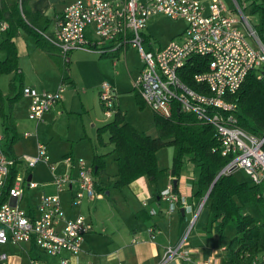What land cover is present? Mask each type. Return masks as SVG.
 Segmentation results:
<instances>
[{
    "label": "built area",
    "instance_id": "obj_1",
    "mask_svg": "<svg viewBox=\"0 0 264 264\" xmlns=\"http://www.w3.org/2000/svg\"><path fill=\"white\" fill-rule=\"evenodd\" d=\"M231 1L240 15L242 29L236 25L233 13L222 0H210L208 5L199 0H72L57 19L53 36L48 40L66 60L73 50L100 53L110 44L113 49L124 46L135 49L142 68L133 81V88L142 96L145 105L162 118H170L174 109H180L194 114L200 122L212 125L220 143L221 155L230 156L219 174L228 175L242 169L253 184L262 185L264 198V135L256 136L236 125V104L230 100L251 70L264 69V44L237 1ZM157 13L182 19L185 29L178 40H170L155 50H146L143 48L142 33L148 17ZM192 58H199L205 63L204 70L192 75L196 88L182 80ZM192 65L195 64L191 61ZM64 88V83L53 92H38L24 87L22 94L30 98L27 117L39 121L61 99ZM98 98L103 116L110 118L116 111L115 91L107 83H102ZM29 135L30 132L23 133L24 137ZM1 139L0 135V245L33 243L50 256L63 250L77 255L84 235L90 229L83 215L66 218L58 194L44 195L34 210H23L19 201L25 186L35 187L37 184L19 175L15 176L4 201H1L2 188L15 161L29 168L43 162L51 172V182L57 193L75 183L71 205L76 207L84 199L101 196L95 190L92 168L84 159L66 155L62 162L67 171L56 174L44 144L36 143L35 156L21 155L14 160L2 150ZM159 197L167 202V213L180 207L193 211L185 198L173 191L171 186L161 190ZM195 218L189 222L178 243L166 247L160 264L186 256L183 246ZM148 231L151 236L154 234L153 228ZM257 260L254 259L251 264H260ZM65 262L62 261V264ZM0 264H8L5 252H0ZM30 264L40 263L32 259Z\"/></svg>",
    "mask_w": 264,
    "mask_h": 264
},
{
    "label": "crops",
    "instance_id": "obj_2",
    "mask_svg": "<svg viewBox=\"0 0 264 264\" xmlns=\"http://www.w3.org/2000/svg\"><path fill=\"white\" fill-rule=\"evenodd\" d=\"M71 1L25 0L24 8L20 12L28 27L27 29L16 28L13 35L18 55V72L21 74L14 82L13 79L17 72L3 74L10 78L7 95H10L11 111L8 118L9 125L3 129L4 134L0 133V135L9 146V154L14 157L24 154L34 155L36 143L39 141L46 145L48 159L51 163L62 161L66 155L83 158L95 172L94 181L101 196L92 200L84 199L79 206L73 207L71 197L76 187L75 183L71 188L61 193L56 192L65 217L73 219L77 215H83L90 226L89 231L84 235L81 250L77 255H71L68 251L63 250L55 256H50L34 246L33 243L2 244L0 252L7 254L8 264H24V258H28L30 261L37 260L41 264H62L64 260L65 264H160L166 247L175 246L189 222L193 217H196L186 244L183 246L186 256L171 259L164 264H222L223 251L228 242L223 241L222 236L220 237L210 230L209 211L203 205L201 208L199 207L203 198L193 197L192 184L197 178L196 170L195 172L180 173L178 179L167 175L155 183H150L146 176H139L126 184H117V153L111 139V127L105 125L118 120L119 124L127 123L136 131L143 132L150 138H158L159 131L155 120L157 115L145 105L142 96L136 93L134 88L129 92H127L129 89L127 88L119 92L132 94L139 108L146 107L154 114L149 127L143 130L137 129L127 120L126 110L122 108L121 104L125 98H128V95L118 96L116 111L110 118H105L106 120L103 118L98 98L99 84L107 80L117 89V87H121L123 80L127 77L131 81L132 78L136 79L142 66L137 65L136 69L132 66L135 49L124 46L116 48L117 50L115 49L114 52L104 56L96 51L73 50L67 56L68 69L62 73L47 47L37 42L31 30L39 28L42 30L39 32L45 38H51L57 19ZM199 1L204 5L210 3V0ZM248 2L245 0L246 5ZM18 8L20 9V5ZM235 20L237 21L236 25L242 29L243 26H239L240 21L236 18ZM6 27L7 23L1 21L0 41L5 36ZM143 34L145 36L143 44H148L146 50L163 47L159 46L160 44L157 48L152 47L148 35L144 32ZM0 52L3 53L0 56V60H2L5 57V51L0 50ZM128 69L135 72L132 74L130 72L127 75ZM61 83H64L65 86L61 99L45 112L39 121L29 119L27 110L30 98L22 95L21 89L31 87L38 92H53ZM116 92L120 94L118 91ZM1 95L0 93V97ZM68 112L78 115L80 123H78L74 134H71L69 129L59 134L56 129L57 123L64 120V114ZM82 113L86 114V120H82ZM7 128L13 131L11 136H9ZM66 128L69 127L65 126L64 129ZM24 132H30L31 135L24 137ZM20 139L23 140L22 143L19 141ZM73 139L78 142L81 140L86 142H81L82 145L73 148L71 144H68ZM165 146L170 147L171 145L165 144L159 148L155 153V159L159 169L169 170L172 163V146L170 147L171 153H168L167 156L170 164L168 162V166H166L167 164L161 166L158 162V155ZM42 164L47 168L44 163ZM60 165L64 166L60 173L66 172L67 168L64 164L59 163L57 168ZM34 167L29 168L24 163L15 165L16 175L21 173V177L37 184L35 187L25 186L19 201V207L27 211L34 210L40 198L47 195L46 187H54L50 180L49 185L34 181ZM168 186H171L172 189L175 187V192L184 197L193 208L192 212L180 207L175 212L167 213V202L161 199L158 193ZM26 191H31V195L27 196ZM197 211L198 213H196ZM149 228L154 230L152 236L148 231Z\"/></svg>",
    "mask_w": 264,
    "mask_h": 264
},
{
    "label": "trees",
    "instance_id": "obj_3",
    "mask_svg": "<svg viewBox=\"0 0 264 264\" xmlns=\"http://www.w3.org/2000/svg\"><path fill=\"white\" fill-rule=\"evenodd\" d=\"M247 1L249 2L246 7H249L251 15L256 17L255 23L250 21L249 23L264 44V0ZM24 3L25 0H0V22L7 23L5 36L0 41V50L5 51L4 59L0 60V75L17 72L13 82L18 80L17 77L21 74L18 72V55L13 41L14 30L18 27L26 29L28 27L20 12L24 8ZM244 9H241L243 14ZM39 31L42 30L33 28L31 33L38 43L47 47L61 72L65 73L68 69V61ZM142 35L145 38L143 33ZM111 46L112 44L105 46V51L99 54L104 56L114 52L115 49ZM191 61L194 66H191ZM204 66V60L192 58L182 80L196 88L192 82V75L204 70ZM134 91L139 94L137 90ZM230 100L236 104L234 111L236 125L256 136L264 135V69L251 70ZM155 120L159 131L158 138H150L127 123L119 124L118 120L105 125L111 127V139L117 153V184H126L139 176H146L150 183H155L167 175L178 179L183 164L188 160L197 172V178L192 184L193 197L202 199L210 189L203 204L211 217L210 230L220 237L228 227L234 232L224 248L222 264H251L254 259H258V256L262 257L260 264H264V218L253 216L249 210L250 207L258 210L260 206L264 207L262 185L253 184L250 179V182L238 181L233 173L219 175L216 178L230 156L221 155L220 143L213 126L200 122L194 114L174 109L170 118L155 116ZM165 144H170L173 148L169 170L159 169L155 159L156 151ZM6 155L14 160L17 158L9 153ZM15 165L9 168L8 177L2 188L1 201L7 199L8 189L13 186L16 176ZM94 175L93 170V177ZM95 190L100 192L96 183Z\"/></svg>",
    "mask_w": 264,
    "mask_h": 264
},
{
    "label": "rangeland",
    "instance_id": "obj_4",
    "mask_svg": "<svg viewBox=\"0 0 264 264\" xmlns=\"http://www.w3.org/2000/svg\"><path fill=\"white\" fill-rule=\"evenodd\" d=\"M224 5L226 6V8L233 13V15L235 16L236 19L240 20V15L239 13L235 10L234 8V3H232L231 0H222ZM238 5L240 6L241 9H244V7H246L245 4V0H236ZM261 1V0H260ZM259 1V2H260ZM244 14L246 16H248V19L250 22L255 23L256 21V17L255 15H251L250 9L249 7H246V9H244ZM184 23L182 19H174L171 17H168L166 15L163 14H156V15H151L148 17L147 21H146V29L143 31L144 33H146L150 39V41L152 42V47L157 48L158 44H160L159 46H164L166 43H168L170 40H178L180 33L183 31L184 29ZM239 26L242 27V23H239ZM248 37V36H247ZM248 40L251 42V39L248 37ZM143 48L146 49L148 48V44L144 43L143 44ZM148 50V49H147ZM3 53L0 52V56H2ZM134 64L132 65L135 69L136 66H142L141 60L137 54L136 51H134ZM131 74L135 71L128 69L127 70V75L128 73ZM135 75V73H134ZM125 77V76H123ZM9 76L8 75H0V93L2 94L0 97V133L4 134V128L7 127V125H9V114H10V106H11V101L9 99L10 95H7L8 92V82H9ZM127 79V80H126ZM123 80L121 87H113V84L110 81H102L99 86H101L102 83H107L108 85L111 86V88L115 91H121L124 89H128L127 92H129L131 89H133V80L135 78L129 79L128 77ZM129 81V82H128ZM131 83V84H130ZM100 90V89H99ZM115 91V95L116 98L119 97H124L128 95V98H125L121 104L122 108H124L126 110V118L127 120L133 125L135 126L137 129H146L149 127V125L152 123L153 120V113L148 109V108H139L135 101H134V97L132 94H127L126 92H119L120 94H118ZM68 114V115H67ZM103 114V113H102ZM82 120H86V114L82 113ZM105 119V117H103ZM80 117L76 114H73L71 112H68L66 114H64V120H60L57 123L56 129L58 130L59 134H62V132H66L67 129H69V132L72 134H74L76 132V128L78 126V123H80ZM106 120V119H105ZM65 126L69 127V128H65ZM8 134L9 136H11L13 134V131L10 128H7ZM1 148L4 151L5 154L9 153V146L7 145L6 141L4 140V138L1 140ZM21 143L23 142L22 139L19 140ZM41 141V140H40ZM80 141V140H79ZM81 142H86L85 140H81ZM81 142H78L77 140L73 139V141L71 140V142H69L68 144H71L73 146V148H76L78 145H82ZM42 143V142H40ZM44 144V143H42ZM45 145V144H44ZM46 147V145H45ZM171 147V146H170ZM169 146H165L162 151L160 152V154L158 155V162L161 166H164L165 164H167L166 166H168L170 164V161H168L169 159H167L168 153H171V148ZM47 149V148H46ZM36 154V153H35ZM34 155H27L24 154L26 156H35ZM83 159V158H82ZM188 161V160H187ZM185 161V163L182 166L181 169V173L183 174L185 171L190 172L193 171L195 172L194 169V165L189 163V161L187 162ZM169 162V164H168ZM43 162H38L37 165L34 167L33 169V180L37 181V182H43V183H50L51 182V172L49 171V168L45 167L43 164ZM62 163V161L60 160L59 162H53V164L55 165V173L56 174H63L64 172L60 173L61 170L64 169L63 165H60L57 168V165ZM164 164V165H163ZM48 169V170H47ZM73 175H75V172L72 173ZM234 177L238 180V181H247L250 182L248 175L241 169V170H235L233 173ZM19 176H22L21 173H19ZM50 180V182H49ZM52 184V182H51ZM49 185V184H48ZM53 185V184H52ZM54 186V185H53ZM55 186H48L46 187V194L47 195H56V188ZM26 195L30 196L31 195V191L27 192L26 191ZM250 212L253 216L259 217V218H264V208H260L255 209V208H251L250 207ZM188 228V227H187ZM186 228V230H187ZM232 228H226V231L224 232L223 236L221 237L223 241L228 242L232 236H233V231L231 230ZM185 230V231H186ZM185 233V232H184ZM183 233V234H184ZM188 236V235H187ZM188 239V237H186ZM258 263H260L262 257L258 256ZM25 262L24 264H30V260L28 258H24ZM41 264V263H40Z\"/></svg>",
    "mask_w": 264,
    "mask_h": 264
},
{
    "label": "water",
    "instance_id": "obj_5",
    "mask_svg": "<svg viewBox=\"0 0 264 264\" xmlns=\"http://www.w3.org/2000/svg\"><path fill=\"white\" fill-rule=\"evenodd\" d=\"M219 175H220V174L218 173V175L216 176V178H217ZM174 183H175V181H174ZM211 186H212V185H211ZM210 188H211V187H210ZM209 191H210V189H209V190L207 191V193L204 195V197H203V201H202V205H203L205 199L207 198Z\"/></svg>",
    "mask_w": 264,
    "mask_h": 264
}]
</instances>
